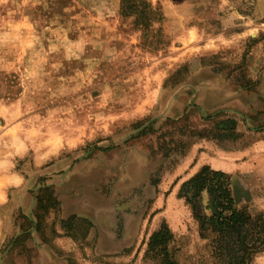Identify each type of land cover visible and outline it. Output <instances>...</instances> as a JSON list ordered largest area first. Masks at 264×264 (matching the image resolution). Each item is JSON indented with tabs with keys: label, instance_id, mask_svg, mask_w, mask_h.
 Here are the masks:
<instances>
[{
	"label": "rangeland",
	"instance_id": "obj_1",
	"mask_svg": "<svg viewBox=\"0 0 264 264\" xmlns=\"http://www.w3.org/2000/svg\"><path fill=\"white\" fill-rule=\"evenodd\" d=\"M142 1L146 38L120 0H0V264H158L164 225L178 264H214L180 191L264 126V98L232 103L262 93L264 0ZM215 127L236 137H192ZM263 179L251 211L233 198L264 219Z\"/></svg>",
	"mask_w": 264,
	"mask_h": 264
},
{
	"label": "trees",
	"instance_id": "obj_2",
	"mask_svg": "<svg viewBox=\"0 0 264 264\" xmlns=\"http://www.w3.org/2000/svg\"><path fill=\"white\" fill-rule=\"evenodd\" d=\"M120 15L124 18L135 17V25L149 35L151 24L161 21L158 9L142 0H120ZM223 130L202 128L192 131L197 139L223 141L236 137L223 135ZM181 150L180 155H182ZM180 198L191 207L198 222L202 239H210L209 247L214 264H255V258L264 253V219L253 217L244 209H237L232 194L231 179L221 171L202 167L191 179L181 186ZM202 193L209 197L207 211L209 216H199L196 211ZM174 236L164 225L149 238L146 259L158 264H178L175 258Z\"/></svg>",
	"mask_w": 264,
	"mask_h": 264
},
{
	"label": "crops",
	"instance_id": "obj_3",
	"mask_svg": "<svg viewBox=\"0 0 264 264\" xmlns=\"http://www.w3.org/2000/svg\"><path fill=\"white\" fill-rule=\"evenodd\" d=\"M258 91L262 93H259V95L248 92L236 93L232 95L233 97L231 96L232 103L236 99L238 109L247 112L250 108L249 100H253L252 105L255 107L256 96L264 98V79H261ZM258 123L264 124V116L255 124ZM239 130L242 135L240 134V138L237 140L236 152L230 153L227 151L225 153L223 149L221 152V157H236V163L230 160L222 162L220 171L230 177L233 197L237 199L239 204L248 205V209L251 211L254 208V202L258 198V178H264V126L257 131H243L238 127ZM89 210L93 214L96 212L95 208ZM14 212H16L15 207L8 209V213L4 215L6 216L4 217L5 225L10 226Z\"/></svg>",
	"mask_w": 264,
	"mask_h": 264
}]
</instances>
